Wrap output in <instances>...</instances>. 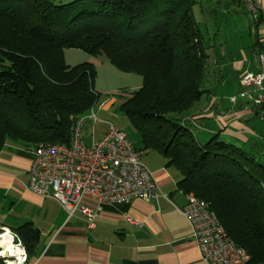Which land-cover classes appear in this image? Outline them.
Masks as SVG:
<instances>
[{
    "label": "trees",
    "instance_id": "16d2710c",
    "mask_svg": "<svg viewBox=\"0 0 264 264\" xmlns=\"http://www.w3.org/2000/svg\"><path fill=\"white\" fill-rule=\"evenodd\" d=\"M240 1L244 4H228ZM197 3L0 0V150L9 141L33 150L42 141L69 144L74 122L98 92L93 63L70 66L64 50L103 56L119 71L142 77L141 86L119 106L138 133L141 147L135 149L159 153L166 166L179 172V189L204 200L228 237L249 255L246 264H264L262 153L255 155L248 147L251 139H220L221 129L200 142L174 118L208 96L203 81L213 62L212 47L194 18ZM254 25L259 56L262 39L259 23ZM246 102L254 114L262 113L264 122V105ZM219 104L203 110L197 105L195 116L185 119L198 128L216 114H226L229 108L221 105L222 110ZM23 229L13 232L29 254L38 232Z\"/></svg>",
    "mask_w": 264,
    "mask_h": 264
},
{
    "label": "crops",
    "instance_id": "0c3cea01",
    "mask_svg": "<svg viewBox=\"0 0 264 264\" xmlns=\"http://www.w3.org/2000/svg\"><path fill=\"white\" fill-rule=\"evenodd\" d=\"M238 58L243 60L242 54ZM244 73L239 72L240 76ZM218 106L223 110L221 104ZM227 107V114H216L212 119L221 123L222 135L242 142L252 139L249 130L236 123V103ZM160 157L148 164L142 158L156 181V197L100 203V212L89 227L79 211L68 217L56 199L28 190L33 149L5 143L0 150V227L17 234L23 226L37 230L38 237L28 254L29 264H206L179 210L185 204L177 185L180 174ZM83 203L91 208L98 205L89 199ZM128 219L139 223L132 224Z\"/></svg>",
    "mask_w": 264,
    "mask_h": 264
},
{
    "label": "built area",
    "instance_id": "2783aa9c",
    "mask_svg": "<svg viewBox=\"0 0 264 264\" xmlns=\"http://www.w3.org/2000/svg\"><path fill=\"white\" fill-rule=\"evenodd\" d=\"M253 22L261 26L263 50L259 53V70L246 72L240 78V96L256 105H264V0H244ZM236 96L230 97L231 104ZM89 117L97 119L91 111ZM83 118L71 128L69 144L42 141L33 150L28 167L27 189L43 197L56 199L68 217L79 211L89 227L100 212V203H129L135 198H154L158 187L152 171L143 163L142 156L125 131L109 123L101 138L90 146L81 142ZM185 204L179 208L192 230V238L206 264H246L249 255L226 234L216 214L193 193H183ZM166 197L165 194H161ZM89 199L98 203L94 208L84 204ZM132 224L137 220L128 219ZM0 229H4L3 226ZM11 237L8 252L0 256L4 264L28 263V253L16 234ZM5 248L0 246V251Z\"/></svg>",
    "mask_w": 264,
    "mask_h": 264
},
{
    "label": "rangeland",
    "instance_id": "374dc122",
    "mask_svg": "<svg viewBox=\"0 0 264 264\" xmlns=\"http://www.w3.org/2000/svg\"><path fill=\"white\" fill-rule=\"evenodd\" d=\"M67 1L69 0H61L62 3ZM228 1L230 0H198L193 8L194 18L208 41V46L211 45L212 47L210 54L214 64L213 62L210 63V70L203 81V87L208 90V96H203L191 110L176 115L174 118L179 122L183 121L192 129L195 138L204 142L220 129L221 123L212 122L209 119L200 123L201 125L196 128L192 127L189 120L185 118L195 116V111H199L198 107L203 110L208 106H214L217 102L222 103L223 107H232L229 99L236 96V114L233 115L236 117V123L249 130L252 139L248 147L255 155L262 153L264 157L262 113L254 114L253 105L247 104L246 100L239 95L241 87L238 84L239 78L242 76L239 72L246 73L259 70L258 56L255 51L257 47L254 46V39L258 36L255 34L254 22L243 2L240 1L241 4L231 2L228 4ZM261 30L263 28L258 27V34H261ZM240 54H242L243 60H239ZM64 59L70 66L82 62H91L94 66L92 83L98 95L93 105L82 114L81 142L87 146L92 145L95 143L94 141L100 139L108 124L111 123L117 129L125 131L133 145L140 148L138 133L119 106L133 90L141 86V75L119 71L105 57L95 58L79 49H65ZM241 103L246 106L245 108L249 110V113L244 112V106H239ZM197 105L199 106L197 107ZM195 107L197 108L195 109ZM91 111L96 113L97 119L89 117ZM208 116H212V114L209 112ZM205 125H209L215 130L206 129ZM220 136V139L225 138L221 134ZM9 143L16 144L10 141ZM140 154L146 164L152 159L155 162V159L161 158V155L155 151L143 150Z\"/></svg>",
    "mask_w": 264,
    "mask_h": 264
},
{
    "label": "bare ground",
    "instance_id": "6f19581e",
    "mask_svg": "<svg viewBox=\"0 0 264 264\" xmlns=\"http://www.w3.org/2000/svg\"><path fill=\"white\" fill-rule=\"evenodd\" d=\"M4 229H0V246L5 248L3 251L4 254H7L8 252H13L10 248V242H11V237L6 233L7 227H3Z\"/></svg>",
    "mask_w": 264,
    "mask_h": 264
},
{
    "label": "clouds",
    "instance_id": "9594fccd",
    "mask_svg": "<svg viewBox=\"0 0 264 264\" xmlns=\"http://www.w3.org/2000/svg\"><path fill=\"white\" fill-rule=\"evenodd\" d=\"M2 255H4V252L3 251H0V256H2ZM17 264H21V261H20L19 257L17 259Z\"/></svg>",
    "mask_w": 264,
    "mask_h": 264
}]
</instances>
